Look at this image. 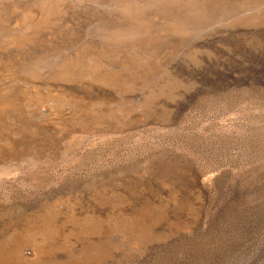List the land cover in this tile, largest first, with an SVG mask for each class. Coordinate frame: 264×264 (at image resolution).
Instances as JSON below:
<instances>
[{
	"label": "rangeland",
	"instance_id": "1",
	"mask_svg": "<svg viewBox=\"0 0 264 264\" xmlns=\"http://www.w3.org/2000/svg\"><path fill=\"white\" fill-rule=\"evenodd\" d=\"M0 264H264V0H0Z\"/></svg>",
	"mask_w": 264,
	"mask_h": 264
}]
</instances>
